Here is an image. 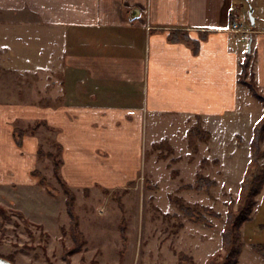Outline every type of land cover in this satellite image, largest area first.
<instances>
[{"label": "crops", "instance_id": "0c3cea01", "mask_svg": "<svg viewBox=\"0 0 264 264\" xmlns=\"http://www.w3.org/2000/svg\"><path fill=\"white\" fill-rule=\"evenodd\" d=\"M251 10L255 24L241 40L230 26ZM0 45V63L26 68L28 76L38 69L46 85L40 103L31 95L0 102V186L10 191L36 185L31 173L43 127L63 148L59 173L76 194L123 187L145 169L151 178L147 148L166 127L159 118L198 119L221 137L231 130V156L243 151L250 161L264 116L249 85L264 95V0H0ZM21 119L40 124L35 133L24 128L19 146L13 123ZM190 126H179L183 139ZM241 232L237 264L246 253L264 264L254 248L264 245V186Z\"/></svg>", "mask_w": 264, "mask_h": 264}, {"label": "rangeland", "instance_id": "374dc122", "mask_svg": "<svg viewBox=\"0 0 264 264\" xmlns=\"http://www.w3.org/2000/svg\"><path fill=\"white\" fill-rule=\"evenodd\" d=\"M12 64L0 63V80H11L0 83V102H28L20 97L31 95V103H40L38 96L46 85L39 82L38 69L28 76L26 68ZM158 121L166 127L154 133L156 145L146 149L151 178L145 169L123 187L80 189L75 193L80 224L76 231L70 226L69 195L55 169L58 147L51 132L44 127L38 131L43 140L39 151L44 152L40 155L38 151L32 165V172L40 173H31L36 185L27 191L0 186V255L17 264H207L209 259V264H223L228 254L224 244L228 213L247 204L249 190L242 192L243 181L252 182L264 172L262 140L261 155L255 160L252 139L251 158L246 162L243 151L231 156V130L221 137L219 132L204 130L198 119ZM39 123V119H21L13 125L20 127L16 131L25 128L35 133ZM181 124L191 125L184 139L183 132H178ZM201 177L216 184L203 190L188 188ZM42 178L47 185L40 184ZM182 205L192 208L194 217ZM122 224L128 235L123 255ZM78 246L82 252L71 254ZM180 252L194 262H182ZM253 261L258 264L246 253L241 264Z\"/></svg>", "mask_w": 264, "mask_h": 264}, {"label": "trees", "instance_id": "16d2710c", "mask_svg": "<svg viewBox=\"0 0 264 264\" xmlns=\"http://www.w3.org/2000/svg\"><path fill=\"white\" fill-rule=\"evenodd\" d=\"M249 65H250V56L247 57V60L242 64L243 75L247 74ZM249 85L251 89L254 91V93L256 94V96L264 102V95L258 91L256 84L254 82H249ZM18 131L15 130V132L17 133L15 134V136H16L18 145L21 146L22 145L21 139L23 138L25 131L24 130H18ZM263 138H264V116L255 126V134H254V138L252 141V147L254 151H256L255 160H257L258 157H260L261 155L260 154L261 151H259L260 150L259 142L263 140ZM62 149L63 148L59 145L58 146V150H59L58 157L59 158H58V162L55 165V169H56V172L60 180L62 181L65 192H67V194L69 195V198H68L69 201H68L67 206H68L69 215L71 217L70 226L73 230L76 231L79 229L80 224H79L78 214L75 212V193L67 185V183L63 180V178L61 177L59 173V169L62 163V159L60 157ZM43 152L44 151L40 149L39 154L42 155ZM49 155L52 156L53 154H49ZM32 173L33 175H40L38 171H33ZM40 184L45 186L47 185V182L44 178H42L40 181ZM215 184H216L215 181L209 178H206V177L205 178L201 177L195 185H188V188H196L197 190H203L204 187L209 189L211 188V186ZM263 186H264V172L261 177H256L252 182L247 181V178L243 181L242 192H244L246 189L249 190L248 195L246 196L247 204L245 205V207L241 208L237 212L230 210L228 213L227 226L224 230V244L227 248L228 254L226 257V261L223 264H237L238 263L239 256L243 249V238H242L241 227L246 220H249L251 218L253 207L256 204L255 196L261 192V190L263 189ZM181 209L189 216L194 217L195 213L192 208L182 205ZM121 234H122V245H123L122 255H123L125 252V249H127L126 244H127V238H128V235L126 233V230L123 224L121 225ZM81 246H78L77 248L73 249L72 251H70V253L73 254L75 252L81 251L82 249ZM255 249L264 254V245H261V244L255 245ZM179 257L182 262H187V261L194 262L192 258H188L182 252L179 253ZM210 260L211 259H209L208 262H210ZM68 262L70 264V261ZM208 262L207 264H209Z\"/></svg>", "mask_w": 264, "mask_h": 264}, {"label": "built area", "instance_id": "2783aa9c", "mask_svg": "<svg viewBox=\"0 0 264 264\" xmlns=\"http://www.w3.org/2000/svg\"><path fill=\"white\" fill-rule=\"evenodd\" d=\"M230 27H231V30L238 32L240 34L241 40L247 39L248 35L252 31L251 24L248 20H242V21L234 20L231 23Z\"/></svg>", "mask_w": 264, "mask_h": 264}, {"label": "water", "instance_id": "95a60500", "mask_svg": "<svg viewBox=\"0 0 264 264\" xmlns=\"http://www.w3.org/2000/svg\"><path fill=\"white\" fill-rule=\"evenodd\" d=\"M132 17H134V16H132ZM250 20H251L252 24L254 25L255 19L253 17V11L252 10L250 11ZM0 264H17V263L6 258V257H4V256H2V255H0Z\"/></svg>", "mask_w": 264, "mask_h": 264}]
</instances>
